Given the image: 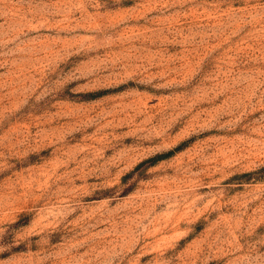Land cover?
I'll return each mask as SVG.
<instances>
[{
  "label": "rangeland",
  "instance_id": "374dc122",
  "mask_svg": "<svg viewBox=\"0 0 264 264\" xmlns=\"http://www.w3.org/2000/svg\"><path fill=\"white\" fill-rule=\"evenodd\" d=\"M0 264H264V0H0Z\"/></svg>",
  "mask_w": 264,
  "mask_h": 264
}]
</instances>
